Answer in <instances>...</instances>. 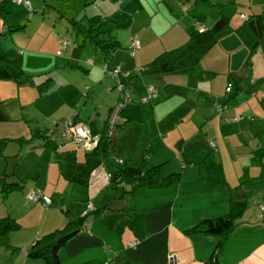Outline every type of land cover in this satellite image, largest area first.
Masks as SVG:
<instances>
[{"label": "crops", "instance_id": "0c3cea01", "mask_svg": "<svg viewBox=\"0 0 264 264\" xmlns=\"http://www.w3.org/2000/svg\"><path fill=\"white\" fill-rule=\"evenodd\" d=\"M24 1L29 16L22 3L0 0V57L31 78L24 85L0 79V218L17 224L0 234V264H43L27 256L32 242L80 217L57 252L59 264H264V0ZM94 15L113 17L108 35L119 46L110 57L81 45L71 29L70 19ZM218 21L229 31L196 66L176 74L142 70L190 31ZM27 24L31 33L13 41ZM131 37L139 43L132 54ZM116 66L131 99L106 160L64 140L61 129L74 113L90 134L103 130L118 99L107 74ZM149 86L156 97L141 103ZM141 160L167 182L130 191L107 179L122 162ZM4 184L17 187L4 192ZM29 190L49 203L27 200ZM233 202L243 207L218 248V235L188 230L225 215ZM88 204L119 215L110 223L92 209L83 216Z\"/></svg>", "mask_w": 264, "mask_h": 264}, {"label": "trees", "instance_id": "16d2710c", "mask_svg": "<svg viewBox=\"0 0 264 264\" xmlns=\"http://www.w3.org/2000/svg\"><path fill=\"white\" fill-rule=\"evenodd\" d=\"M69 21L72 31L80 35L81 45L85 44L99 50L107 57H110L119 46L118 41L108 35L109 29L113 26V17L98 15L90 17L81 16L70 19ZM228 31L229 27L225 21H218L213 27L208 29L192 30L189 32L185 43L160 53L142 67V70L149 74L183 73L196 66L201 56L216 43L217 39L222 34ZM0 79L13 80L17 85H24L31 82L30 76L23 72L19 64L11 62L3 56L0 57ZM45 81L37 85V90L40 95L43 94V91L49 86V81ZM258 82L259 84H263L264 79ZM121 127L122 123L119 121L115 131L111 134H106L104 126L103 130L97 134L98 141L96 146L92 151L88 152L87 155L96 152L99 153L103 159L108 160L115 146L117 133H119ZM91 133L94 135L93 132ZM167 179L168 178H163L159 175L156 166L148 165L141 160L133 164L122 162L121 167H116L113 172H109L108 180L119 182L123 185L127 183L131 191L139 186L153 187L164 185ZM172 179H174V177ZM16 187L17 186L14 184H4L3 191L8 192ZM241 207H243V203L233 202L230 204L229 211L225 215L212 219H204L188 230L218 235L219 239L216 245L218 248L221 245L222 239L232 228L233 219L240 211ZM118 211L119 210L111 211L109 207L104 206L92 209L88 213L100 216L101 221L104 223H110L114 217L119 215ZM86 214H83V216ZM81 224L82 217L67 221L63 227L53 229L39 236L28 248L27 256L32 259H40L43 264H59L57 258L58 250L64 244L67 237L76 232ZM16 228L17 224L11 219L0 218V234Z\"/></svg>", "mask_w": 264, "mask_h": 264}, {"label": "built area", "instance_id": "2783aa9c", "mask_svg": "<svg viewBox=\"0 0 264 264\" xmlns=\"http://www.w3.org/2000/svg\"><path fill=\"white\" fill-rule=\"evenodd\" d=\"M14 3H23L25 6H28L27 2L24 0H12ZM241 19H246V16L244 14H240ZM62 45L65 44L64 39L59 40ZM139 47L138 40L135 37H131L128 43V49L131 51V54L133 50ZM107 74L113 78L114 81V87L118 92V99L116 103L109 109L106 122H105V131L106 134H111L115 131L116 126L118 125V122L120 121L121 111L123 107L130 102V96L129 91L126 87V85L120 80L121 76H124L122 72L119 71V68L113 67L110 70L107 71ZM229 91V86H226L225 92ZM156 97V89L152 86H149L146 88V91L144 95L140 98L141 103H147L150 100H153ZM213 108L216 111L222 110L221 107L214 104ZM74 113L70 115L68 118H66L63 122V132L62 136L69 139L76 141L79 144H83L88 149L94 148L98 141V135H92L89 133V131L86 129V127L77 122L73 119ZM238 116H234L232 120H236ZM212 145V143H209ZM120 163V160H117ZM107 179H109V172L106 174ZM26 198L30 199L31 201L39 200L41 203L45 206L49 203V198L40 194L38 190H29L26 193ZM87 210H84L83 214H86L88 210L93 209V207L88 204L86 206ZM136 242L130 241L128 242L129 246H134Z\"/></svg>", "mask_w": 264, "mask_h": 264}, {"label": "rangeland", "instance_id": "374dc122", "mask_svg": "<svg viewBox=\"0 0 264 264\" xmlns=\"http://www.w3.org/2000/svg\"><path fill=\"white\" fill-rule=\"evenodd\" d=\"M58 2V1H57ZM57 2H56V5H55V7H54V10L56 11L57 9H58V7H56V6H58V5H60V4H57ZM48 4H49V2H47ZM45 4H46V1H45ZM24 6L25 8H27V10L29 9V11H28V16L32 13V9H30L29 7H27V6H25L23 3L21 4V6ZM47 6H49V5H47ZM33 22V21H32ZM20 30H18V31H16V32H13L14 34H11V39L14 41V40H16L17 38H22V37H25L26 35H29L30 33H31V26L30 25H28L27 24V26H26V29L24 30V31H20ZM62 39H64V38H62ZM65 40V39H64ZM66 41V40H65ZM57 54V53H56ZM57 55H59V54H57ZM60 57V56H59ZM80 68H87V64H85V63H83V64H79L78 65ZM58 68V67H57ZM57 68H53V66H52V68H50V69H52L54 72H56V69ZM61 70V69H60ZM76 71H79V72H83L81 69H75ZM88 84V83H87ZM117 91V90H116ZM112 96H110V98H111ZM116 103V101L114 102V104ZM128 104V103H127ZM101 110V108H99V113H100V116H99V118H104V113L103 112H101L100 111ZM120 120H121V117H120ZM47 128H48V126H47ZM61 134H62V129H61ZM64 138V140H68L67 138H65V137H63ZM72 197V196H71ZM27 200H29V201H31L30 199H27ZM32 202V201H31ZM43 205V204H42ZM44 206V205H43ZM46 206V205H45ZM44 206V207H45ZM84 212V211H83Z\"/></svg>", "mask_w": 264, "mask_h": 264}]
</instances>
